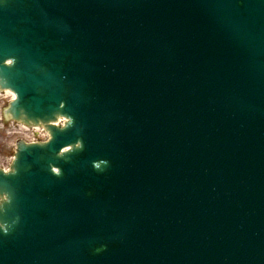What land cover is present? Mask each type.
Masks as SVG:
<instances>
[{
  "label": "water",
  "instance_id": "water-1",
  "mask_svg": "<svg viewBox=\"0 0 264 264\" xmlns=\"http://www.w3.org/2000/svg\"><path fill=\"white\" fill-rule=\"evenodd\" d=\"M0 89V264H264V0H0Z\"/></svg>",
  "mask_w": 264,
  "mask_h": 264
},
{
  "label": "rangeland",
  "instance_id": "rangeland-1",
  "mask_svg": "<svg viewBox=\"0 0 264 264\" xmlns=\"http://www.w3.org/2000/svg\"><path fill=\"white\" fill-rule=\"evenodd\" d=\"M23 135L15 132L8 134L6 130L0 126V168L7 169L10 165L15 153V143Z\"/></svg>",
  "mask_w": 264,
  "mask_h": 264
},
{
  "label": "clouds",
  "instance_id": "clouds-1",
  "mask_svg": "<svg viewBox=\"0 0 264 264\" xmlns=\"http://www.w3.org/2000/svg\"><path fill=\"white\" fill-rule=\"evenodd\" d=\"M9 63H11V61H9ZM5 171H6V172H7V171H11V169H6Z\"/></svg>",
  "mask_w": 264,
  "mask_h": 264
},
{
  "label": "bare ground",
  "instance_id": "bare-ground-1",
  "mask_svg": "<svg viewBox=\"0 0 264 264\" xmlns=\"http://www.w3.org/2000/svg\"><path fill=\"white\" fill-rule=\"evenodd\" d=\"M8 95H10V92H7ZM12 94V93H11ZM13 95V94H12ZM14 96V95H13Z\"/></svg>",
  "mask_w": 264,
  "mask_h": 264
},
{
  "label": "snow or ice",
  "instance_id": "snow-or-ice-1",
  "mask_svg": "<svg viewBox=\"0 0 264 264\" xmlns=\"http://www.w3.org/2000/svg\"><path fill=\"white\" fill-rule=\"evenodd\" d=\"M58 171V170H57Z\"/></svg>",
  "mask_w": 264,
  "mask_h": 264
}]
</instances>
